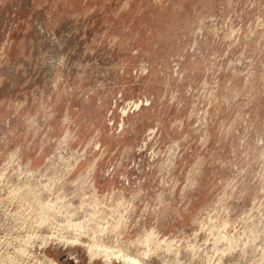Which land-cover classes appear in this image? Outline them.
<instances>
[{
  "label": "rangeland",
  "instance_id": "1",
  "mask_svg": "<svg viewBox=\"0 0 264 264\" xmlns=\"http://www.w3.org/2000/svg\"><path fill=\"white\" fill-rule=\"evenodd\" d=\"M54 261L264 264V0H0V264Z\"/></svg>",
  "mask_w": 264,
  "mask_h": 264
},
{
  "label": "bare ground",
  "instance_id": "2",
  "mask_svg": "<svg viewBox=\"0 0 264 264\" xmlns=\"http://www.w3.org/2000/svg\"><path fill=\"white\" fill-rule=\"evenodd\" d=\"M130 260H131V258H130ZM55 262V264H58L56 261H54Z\"/></svg>",
  "mask_w": 264,
  "mask_h": 264
}]
</instances>
